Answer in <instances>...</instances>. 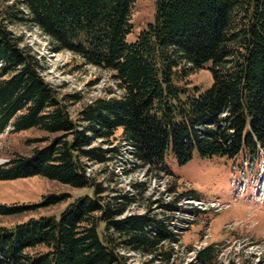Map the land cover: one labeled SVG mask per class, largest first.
I'll use <instances>...</instances> for the list:
<instances>
[{"label":"trees","instance_id":"1","mask_svg":"<svg viewBox=\"0 0 264 264\" xmlns=\"http://www.w3.org/2000/svg\"><path fill=\"white\" fill-rule=\"evenodd\" d=\"M134 3L14 0L0 6V134L9 126L13 133L48 134L44 146L1 164L0 180L41 176L93 190L58 217L0 225V264H128L130 251L169 261L177 238L164 214L178 208L177 197L160 204L163 216L151 214L148 204L144 213L120 218L141 193L103 186L87 173L86 162L107 167L120 159L122 143L131 163L154 176L170 174L169 147L179 163L193 151L203 158L264 153V0H156L153 20L127 42ZM16 25L38 29L54 52L109 71L118 94L93 98L72 116L69 106L80 97L45 80L40 58L12 31ZM208 62L212 83L200 91L188 78ZM68 197L0 203V215ZM197 255L210 263L215 251L208 245Z\"/></svg>","mask_w":264,"mask_h":264},{"label":"rangeland","instance_id":"2","mask_svg":"<svg viewBox=\"0 0 264 264\" xmlns=\"http://www.w3.org/2000/svg\"><path fill=\"white\" fill-rule=\"evenodd\" d=\"M13 1L0 0V6ZM155 3L156 0H135L133 29L126 36L127 42H133L138 32L153 20ZM12 31L21 36L24 44L40 58L45 68L43 76L48 83L63 94L80 97V101L69 106L72 116L93 98L107 96L110 92L111 95L118 94L109 71L85 65L68 51H52L47 38L36 28L16 25ZM209 65L210 62L206 63L188 78L200 91L212 83ZM10 130L9 126L0 134V165L12 155H29L34 147L44 146L47 142L44 139L48 134L37 129L14 133ZM119 133L120 130L117 135ZM93 145H98V141ZM120 146L121 158L107 167L86 162L87 173L103 182V186L116 188L122 193H141L138 202L120 218L142 214L148 204L151 214L163 216L160 204L175 197L178 207L164 214L168 229L177 238L171 244L169 261L130 251L125 252L128 264H264L263 152L250 155L241 151L234 157L203 158L193 151L188 161L179 163L169 147L164 165L170 174L154 176L131 163L126 152L128 147L124 143ZM92 192L91 187H70L41 176L0 180V203L5 205H38L43 196L49 194L65 193L69 196L56 205L36 207L17 215H0V225L13 226L40 215L58 217L67 203L78 196H91ZM208 245H212L215 251L210 263L199 260L197 255Z\"/></svg>","mask_w":264,"mask_h":264}]
</instances>
